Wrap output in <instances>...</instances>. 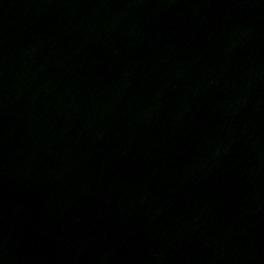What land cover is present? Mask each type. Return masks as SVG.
Here are the masks:
<instances>
[{"label":"water","instance_id":"95a60500","mask_svg":"<svg viewBox=\"0 0 264 264\" xmlns=\"http://www.w3.org/2000/svg\"><path fill=\"white\" fill-rule=\"evenodd\" d=\"M0 264H264V0H0Z\"/></svg>","mask_w":264,"mask_h":264}]
</instances>
